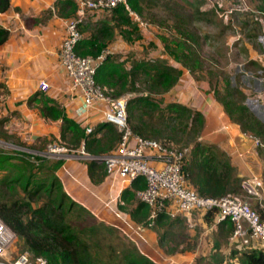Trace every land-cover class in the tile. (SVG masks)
Here are the masks:
<instances>
[{"label": "trees", "instance_id": "16d2710c", "mask_svg": "<svg viewBox=\"0 0 264 264\" xmlns=\"http://www.w3.org/2000/svg\"><path fill=\"white\" fill-rule=\"evenodd\" d=\"M126 5L135 15L141 17L144 0H126ZM126 5L120 4L111 10H106L108 12L106 18L96 24L88 36H84L81 30L82 23L80 31L83 38L75 45V53L79 56H97L104 49L109 48L115 36H120L129 43L143 38L139 21L129 14ZM55 6L62 17H72L77 10L74 0H59ZM9 7L10 0H0V12L7 11ZM262 12L264 13V10ZM172 29L181 39L176 41V48L168 49L169 53L188 68L189 62L198 63L199 56L185 40L194 39L192 32H182L178 23H174ZM8 36V29L0 26V46ZM165 47L168 48L166 45ZM181 73L182 69L163 59L151 61L141 58L131 60L129 63L127 57L121 58L120 55L112 53L97 67L95 82L113 98L130 95L127 114L132 130L144 138H153L152 135L157 136L154 120H164L165 114L161 112L160 116H154V110H159L158 107L163 103L154 100L150 93L161 95L165 104L164 109L168 111L169 117L183 120L187 126L195 119L204 123V115L201 111L167 100L166 93L177 84ZM137 82L145 86V91L138 89ZM238 92L226 89V96L222 100L225 114L230 122L240 126L243 133L259 138L264 143V123L253 115L245 104L235 99ZM161 109L163 111V108ZM40 111L47 118L62 120L61 141H68L69 145L76 149L83 145L84 150L91 155L110 153L120 141V133L113 125L106 122L94 128L92 133L86 134L80 124L65 116L62 108L53 99H43ZM101 129L105 130L98 136L97 133ZM168 142L171 141H165ZM31 157L39 160L38 164L31 160ZM63 162V159H58L48 166L46 159L39 155L24 152L10 154L0 150V218L16 233L25 250L36 256L45 257L49 264H156L134 243L124 245L120 250H109L107 257L109 256L110 259L107 262L99 259L98 252L94 250L96 246L90 242L96 226L81 228L74 221V217L80 218L84 215L87 217L90 212L71 199L56 175L57 169ZM88 171L95 180H100L107 173L102 163L92 160L88 161ZM183 171L189 183L204 197L217 198L228 193L239 194L238 191H242V179L237 175L228 156L224 152H213L210 147L198 142L185 156ZM144 187V179L138 178L132 183V188H125L120 195V201L130 206L121 209L127 211L135 224L143 226L147 223L150 208L135 198V190ZM5 190L11 194L9 197L5 195ZM255 206L258 209L253 208L263 218L264 202L263 208L257 203ZM75 210H82L88 214H73ZM202 214L206 222L217 226L219 231L228 235L231 258H235L232 264H264V249H249L238 244L230 247V236L234 230L233 222L229 219L217 222L216 210ZM171 219L161 213L155 219L154 226H164ZM99 225L110 229L103 223ZM215 245L218 247L219 244Z\"/></svg>", "mask_w": 264, "mask_h": 264}, {"label": "rangeland", "instance_id": "374dc122", "mask_svg": "<svg viewBox=\"0 0 264 264\" xmlns=\"http://www.w3.org/2000/svg\"><path fill=\"white\" fill-rule=\"evenodd\" d=\"M263 10L264 0H144L143 12L140 17L143 24L139 25L143 38L128 52L129 63L131 60H140L141 58L151 61L163 59L179 68H184L185 71L188 69V74L193 77L195 85L203 84L205 87H200L203 90L202 93L205 91V94L207 93L213 102L210 111L201 108L203 110L201 112L206 113V115L203 113L204 123L195 119L187 126L183 120L169 117L168 111L164 109L165 104L161 95L150 93L154 100L160 104L163 103L158 107L159 110H154V116H160L161 112L165 114L164 120H154L157 136L152 135L151 137L163 142L171 141L168 143L183 150L186 155L198 142L203 146L210 147L213 152H224L231 161L232 155L230 150L223 146L225 141L221 131L222 126L225 125L223 123L229 121L222 104V100L226 96V89L241 92L235 95V99L240 100L248 108L252 106L256 112L250 108L249 110L264 123ZM174 23H178L182 32H192L194 39L185 40L186 44H189L199 56V61L198 63L189 62V68L182 65L181 61L168 51L169 48H171L170 50L176 48V41L181 39L172 29ZM85 27L81 26L82 32L86 30ZM158 47L161 49L160 55L155 54ZM161 55L165 57L162 58ZM137 87L140 91H145V86H142L140 82H137ZM171 90L166 93L170 96L167 97L168 101L173 100L171 96L177 95L175 91L173 93ZM126 97L130 98L131 96L127 95ZM190 108L198 110L192 106ZM243 137L248 140V145L251 147L246 152V156H251L253 161L250 160L247 163L248 171L244 175L240 176L238 171L240 163L234 167L235 171L241 179L250 176L260 177L264 188V143L260 141L261 145H256L247 134ZM19 146L21 149L23 148L20 144ZM45 147H41V151L36 155L44 157L48 166L55 160L69 158L70 154H78L77 149L69 145L68 141L50 140L48 148ZM0 150L10 152L12 148L8 142L0 140ZM30 159L38 164L39 160L33 157ZM83 161L88 160L83 159ZM108 176L116 177L115 184L121 185L119 177L113 174H108ZM238 192L239 196L244 197L241 190ZM262 193L261 203L256 199L246 197L244 199H249L252 207L257 208L255 206L257 203L263 208L264 189H262ZM5 195L9 197L11 194L5 190ZM115 205L113 213L109 210L112 205L106 206V209L109 210L108 213L112 215L127 214V211L121 207L127 209L129 204H121L118 199L115 200ZM108 213L106 218L91 212L87 217L85 215L80 218L79 216L74 217V221L81 228L88 229L91 226H96L90 242L96 246L94 250L98 252L99 259L104 262L110 259L109 256L107 257L110 253L109 250H120L124 245L130 243H134L140 251L156 260V264H164L166 261H173L172 264L183 262L189 264H232L231 262H235V258H231L228 235L219 231L217 226L206 222L201 212L195 211L189 216L174 217L172 219H178H171L164 226L150 228L153 233L152 243L147 242V238L143 235L144 231L148 229L145 225H141V230L134 228L129 220L118 222V225L108 217ZM73 214L88 213L75 210ZM100 223L110 229L100 226ZM143 238L146 240L144 241ZM216 243L219 244L218 247H215ZM230 247H233V244ZM23 250L25 248L17 238L12 255Z\"/></svg>", "mask_w": 264, "mask_h": 264}, {"label": "crops", "instance_id": "0c3cea01", "mask_svg": "<svg viewBox=\"0 0 264 264\" xmlns=\"http://www.w3.org/2000/svg\"><path fill=\"white\" fill-rule=\"evenodd\" d=\"M58 1L10 0L9 9L0 12V26L9 31L7 40L0 46V140L11 145L12 151L7 152L10 154L25 152L36 155L41 151V147L48 148L50 140L61 141L62 120L47 118L40 111L45 98L55 100L65 116L84 129L86 126L96 128L104 122V106L98 105L88 111L80 109V94L72 89L59 63L58 54L64 37V22L70 16L62 17L59 14V9L55 6ZM74 1L77 3V0ZM107 13L102 10L88 12L83 22L84 27L86 26L84 36H88L92 28L106 18ZM87 17L89 18L86 19ZM138 41L129 43L120 36H115L109 44V49L121 58H126ZM160 51L158 47L155 54L160 55ZM180 69L182 73L179 81L172 88L173 93L175 91L177 95L171 96L173 100H170L198 108L200 111H203L201 108L210 111L213 102L209 95L205 94V91L202 93L203 90L200 89L205 86L195 85L188 69ZM41 80L49 84L45 91L39 88ZM166 97L170 96L166 94ZM223 124V146L231 152L232 165H242L238 168L242 176L248 171L247 163L250 162L251 156H246V152L251 147L238 124L230 121ZM104 130H99L97 135H101ZM19 144L23 146V151ZM79 155L70 154L69 158L63 159L64 162L57 169L56 175L71 199L91 213L105 217L109 210L113 213L115 200L119 199L120 202L121 192L125 189L124 183L120 180L121 185H116V177L111 178L107 173L100 180H95V177L93 179L88 171V161H83ZM108 204L112 205L109 210L106 209ZM108 217L117 223L129 220L134 228L137 225L128 213H108ZM152 234L150 229H146L143 235L147 240H143L152 243Z\"/></svg>", "mask_w": 264, "mask_h": 264}, {"label": "built area", "instance_id": "2783aa9c", "mask_svg": "<svg viewBox=\"0 0 264 264\" xmlns=\"http://www.w3.org/2000/svg\"><path fill=\"white\" fill-rule=\"evenodd\" d=\"M76 4L75 15L64 22V37L58 54L59 63L72 89L80 94V109L88 111L98 105L104 106L103 121L113 125L120 133V141L114 151L91 155L82 145L76 150L79 156L88 161L102 163L107 174L119 177L125 188H132V183L138 178L144 179L145 187L135 190V198L150 208L145 225L148 229L154 227L155 219L161 213L174 218L189 216L195 211L202 213L216 210L217 222L229 219L234 224L230 236L231 244L249 249H264V217L251 206L249 199H244H256L261 203L264 189L262 179L257 176L242 179L241 189L244 197L233 193L217 198L200 195L183 171L185 152L173 144L144 138L135 133L128 121V98H113L95 82L97 67L113 52L106 48L97 56H79L75 53V45L83 38L80 26L87 13L111 10L120 4L126 5V0H77ZM126 8L142 25L141 18L127 5ZM39 88L47 90L48 82L41 80ZM93 130L91 126L85 127L86 134L92 133ZM248 136L256 145H261L259 138ZM120 203L123 204L122 201ZM135 228L140 229L141 225H136ZM16 240V233L0 218V264H49L45 257L36 256L28 250L12 255ZM165 263L172 264L173 261Z\"/></svg>", "mask_w": 264, "mask_h": 264}, {"label": "water", "instance_id": "95a60500", "mask_svg": "<svg viewBox=\"0 0 264 264\" xmlns=\"http://www.w3.org/2000/svg\"><path fill=\"white\" fill-rule=\"evenodd\" d=\"M249 108H250L251 110H253V112H256V111L252 108V106H249Z\"/></svg>", "mask_w": 264, "mask_h": 264}]
</instances>
